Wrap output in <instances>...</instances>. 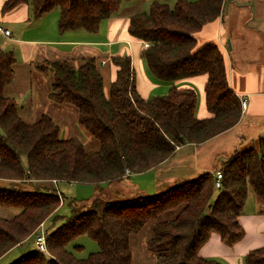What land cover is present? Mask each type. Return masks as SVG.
<instances>
[{"label":"trees","instance_id":"obj_1","mask_svg":"<svg viewBox=\"0 0 264 264\" xmlns=\"http://www.w3.org/2000/svg\"><path fill=\"white\" fill-rule=\"evenodd\" d=\"M123 1L5 0L1 10L24 2L37 18L58 8L59 32L96 33L100 22L115 14ZM223 2L175 0L170 6L151 1L147 11L129 16L127 26L131 36L148 43L141 56L156 79L173 83L207 75L204 91L210 117L196 116L197 93L192 87L172 84L164 95L142 98L127 54L110 58L117 71L107 95L94 55H82L77 67L67 57L35 65L52 76L48 97L76 108L78 124L98 143L94 150L76 137L61 138L59 126L47 113L33 121L22 118L15 99L5 94L16 59L12 51L0 47V207L17 210L11 217H0V258L26 243L41 223L57 218L64 201L53 181L99 185L120 180L156 166L176 147L203 142L238 121L240 99L229 86L223 52L215 42L198 44L195 37L220 15ZM219 170V188L214 174L204 171L154 193L94 196L86 208L72 200L70 214L47 231L48 253L29 250L10 264H131L129 238L149 222L151 235L144 244L154 254V264H225L199 255L198 248L211 232L228 245L242 238L238 216L249 189L264 205V134L257 145L236 148ZM82 234L99 248L78 258L67 247ZM243 261L264 264V246L249 250Z\"/></svg>","mask_w":264,"mask_h":264},{"label":"crops","instance_id":"obj_2","mask_svg":"<svg viewBox=\"0 0 264 264\" xmlns=\"http://www.w3.org/2000/svg\"><path fill=\"white\" fill-rule=\"evenodd\" d=\"M4 1L0 0V26L7 28L10 34L0 32V47L12 51L16 59L14 78L6 86L5 94L15 99L24 120L33 121L41 113L51 116L48 108L59 109L61 106L48 97V90L44 93L46 99L42 100L41 93L30 83V75L37 70V63L67 57L79 64L82 55H94L98 59L107 95L117 71L110 58L117 54L130 56L135 88L142 98L164 95L172 84L179 88L192 87L196 93L197 88L199 104L197 94L196 116L207 118L212 115L205 103L206 74L182 78L173 83L160 81L152 75L141 56L142 40L128 33L131 14L121 12L122 3L115 14L100 22L96 33L83 29L61 33L57 28L59 11L53 9L35 18L29 5L24 2L9 11H2ZM195 37L198 44L215 42L223 52L229 86L239 99H246V106L241 107L238 121L203 142L176 147L169 157L152 168L95 185L113 182L117 186L120 183L121 187L130 189L125 193H147L138 190L150 185L157 192L177 180L191 178L204 171L214 174L236 148L257 145L259 136L264 134V0H224L220 15L200 28ZM42 104L48 107L47 110L43 109L38 116H33ZM57 183L52 182L55 187ZM251 194L252 190L249 189L238 216L244 229L242 238L228 245L217 232H211L206 242L198 248L199 255L221 259L225 264H244L243 257L249 250L264 246V205L258 204ZM249 202L251 206L248 210Z\"/></svg>","mask_w":264,"mask_h":264},{"label":"rangeland","instance_id":"obj_3","mask_svg":"<svg viewBox=\"0 0 264 264\" xmlns=\"http://www.w3.org/2000/svg\"><path fill=\"white\" fill-rule=\"evenodd\" d=\"M151 1L164 2L173 5L174 0H128L122 2L121 12L127 14H133L138 12L147 11L149 8V4ZM53 11H58V8H55ZM53 13V12H51ZM73 65L77 67L78 63L73 62ZM52 80V76L50 73H40L37 70L33 71V74L30 75V83L32 86L38 89L40 92V98L42 100L46 99L44 93L49 89L50 83ZM198 94L197 104H199V90L196 88ZM45 104H42L38 107L37 111H34L33 116H38L43 109L47 110ZM50 111H48L53 117L54 121L60 128L59 136L61 138H69L76 137L78 138L88 150H94L98 148L97 141L86 132L77 122L76 120V108L69 103H62L59 106V109H54L49 107ZM24 114V113H22ZM35 118V117H34ZM193 160L191 161V163ZM177 170V167H175ZM179 169V168H178ZM197 175H194V177ZM193 178V177H191ZM31 182L26 183L29 185ZM6 184V183H5ZM117 183V186L112 182L110 184H103L102 186H97L92 183H75L68 181H58L56 184L57 189L61 192L64 203L60 204L56 215L57 218L52 220H47L45 224H43L44 229L48 232L53 230L56 226H58L61 222L64 221L65 217L70 214L71 206L70 202L73 200L79 205H84V208L87 207V204L94 198V196L101 197H112L118 196L127 198L129 196H134L138 193H125V191H129L130 189H126L122 184ZM9 185V184H6ZM27 185H23L22 187H26ZM140 192L154 193L156 192L153 187L146 185V187H142L139 189ZM251 197H254V193L252 192ZM258 204H260L258 202ZM261 205V204H260ZM250 202L247 204V209H250ZM17 212L14 208H3L0 207V217H11L13 214ZM151 225L149 222L147 225L143 227V229L137 234H133L129 238V245L131 249L132 259L131 264H154V254L146 249L145 247V239L151 235ZM75 246H81L80 249H75ZM68 250L73 252V254L78 258H85L90 253L96 252L99 248L96 241H94L91 237L86 234H82L77 236L69 245ZM35 243L33 237L29 238L26 243L22 245H18L12 248L7 254L0 258V264H10L21 254L28 252L29 250H35ZM219 260V259H218ZM221 260V259H220Z\"/></svg>","mask_w":264,"mask_h":264},{"label":"built area","instance_id":"obj_4","mask_svg":"<svg viewBox=\"0 0 264 264\" xmlns=\"http://www.w3.org/2000/svg\"><path fill=\"white\" fill-rule=\"evenodd\" d=\"M0 32L5 34V35H9L10 34V31L3 27V26H0ZM144 46H148V43L147 42H143L142 43ZM240 105L241 107H245L246 106V99L244 97H241L240 98ZM126 174H129L128 171H126ZM214 176H215V181H214V185L216 188H219L220 187V179L222 177V173H221V170H216L215 173H214ZM46 238H47V230L44 229L43 227V224L41 223L37 230H36V233L33 235V240H34V243H35V247L38 251L44 253V254H47L48 251H47V246H46Z\"/></svg>","mask_w":264,"mask_h":264},{"label":"water","instance_id":"obj_5","mask_svg":"<svg viewBox=\"0 0 264 264\" xmlns=\"http://www.w3.org/2000/svg\"><path fill=\"white\" fill-rule=\"evenodd\" d=\"M228 44H229V40H228ZM230 47V46H229Z\"/></svg>","mask_w":264,"mask_h":264}]
</instances>
